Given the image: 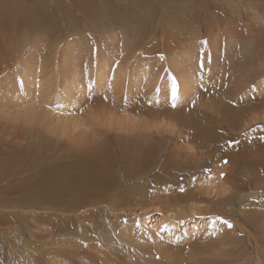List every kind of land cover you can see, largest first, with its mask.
I'll return each mask as SVG.
<instances>
[{"label":"rangeland","instance_id":"374dc122","mask_svg":"<svg viewBox=\"0 0 264 264\" xmlns=\"http://www.w3.org/2000/svg\"><path fill=\"white\" fill-rule=\"evenodd\" d=\"M41 1L43 2V4L46 2H47V4H44V6L42 7L43 4H42V2H40V0L39 1L33 0V2H32V0H25V1H23V0H20V1H17V0H0V27H1L0 31L3 33L2 34L0 32V41L2 43V44L0 43V47H1L0 48V68H3L6 64H9L11 66L10 69L0 70V83H1L0 84V89H1L0 90V105H1V107H0V125H5L4 123L7 122L6 120H10V119H11V121L14 122L17 117L22 116V113L19 114V111H18L22 107L21 108L18 107L19 103L17 101H15L12 94L15 91L17 80L23 79L22 76H24L23 73H25V71H26L25 74L30 75V76L32 75V77H33V79H35V81L36 80L40 81L41 79L43 80L44 78H45V82L47 80L48 81L50 80V84H48L46 86V89H45V92H47V95L50 92H52V90H55V87L59 88V85L61 86V84H62L61 82L63 81L62 73L64 70L67 69V66H66L67 64H68V67L70 68V69H67L68 71H73L74 73L79 75L80 80H82V81L84 80L83 83H86V82L89 83V81H91V85H92V80H93V73H94L96 68H101L100 65L102 66V64L100 62L102 60H103L104 64L108 63V66L110 68L114 69V71H113V69L111 70L109 67H107V71L109 72V73L108 72L107 73L109 75H111V73H112V77H113V75H114L113 73L116 74V71L119 74L115 75L117 79H116L114 84L106 87L107 90L106 89L102 90L104 92H102V91L97 92L98 90L94 91V87H92L93 89L87 88L86 91L90 95L87 94L84 97V100H82V104H80L83 106L80 109L78 108V110H74L72 115L67 116V114H62V112L58 113L54 109H50V108L47 109V110L51 111V113H53L55 115V117L62 118L63 123H61L60 126H58V127L59 128L63 127V133L62 134L53 133L55 131V128H53V127L51 128V122H46L43 120L45 123H42L41 127H36V128L39 129L41 131V134L45 138H47L48 140L42 138L41 136H39L37 134L36 135L40 139V144H41V142H43V144L47 145L48 149H50V151H51L50 155H46V159H48L47 157L52 158V156L55 153L56 160H50V158L48 160L41 159L40 156L36 157L35 154L32 155V152H29L30 155L28 154V156H27V158L29 157V159L26 161L27 165H25V168H23V169L27 168V169H29V171L26 172L25 174L22 172L23 170H20V171L18 170V168L21 167V163L14 170V166H15V164L16 165L18 164V161H14L15 163L10 162V164L12 166L9 164L12 167V168L10 167V169L11 170L13 169L12 171H15V174L19 173V175H17V177L15 175L10 174L12 171L8 170L9 166L7 167V165H6L5 167H3V166L0 167V173H3L5 169H6V171H8L7 174H4L5 176H3V177L0 176V221L3 223V219H13V216L18 217V219H36L38 224H35L34 226L37 227V229H43L45 227L52 225L51 231L57 230V232H58V229H60V226L56 222H54L52 220L49 221V220H47V218H46V220H42V221L39 219H42L41 216H44L46 214V215L52 216L55 219H60V220L66 221L65 216L67 214L65 211H58L50 205H45V204L41 205L40 201H38V200L32 203L31 201H29V199H28L29 197L24 199L26 197L25 193L32 194V196H33V194L35 193L34 188H36L38 190L37 191L38 193L41 192L46 197L56 195L57 191L40 190V187H38V186H40V183H38L37 186L32 187L31 184L34 183L32 181L33 180L38 181L39 180L38 177H40V176L41 177L44 176V178L48 179V176L52 172H58V171L62 170V169H58V170L49 172V170L51 168H54V167L59 168L60 167L61 162L59 163L60 165L57 162L59 160L58 155H60V154H58V152L64 153L66 151V150H60L59 149L60 145L63 146L64 143H65L64 149H67V148L78 149V148H80L81 145L83 146V141H85L84 145L87 144L86 146H89V145L92 146L91 142L94 140V142L99 141V144L102 142L100 144L102 147L109 146L108 147L109 149H110V147H112L110 149V152H111V150L117 149L118 153H120L118 147L120 146L122 151L124 150V147H121V145L116 143L115 140L109 139V138L112 137V136H110L112 134H115V133L123 134V132L121 133V131H116L115 129H117V127L113 126V125H118L121 123L124 124V122L128 123L129 121L127 119L136 118L134 120L132 119L133 120L132 122H134L135 127H141L143 124H149L150 126L156 127V128L154 127V129H152V131L157 133V135H156V133H154L155 134L154 136L160 140L159 141L156 140L157 141L156 142L157 144H155L156 148L154 151H152L153 153H158V157L156 158V167L154 169L155 170L160 169L161 165L163 164V162L166 159H168L170 161H174L175 159H177L174 161L175 162V164L173 165L174 167L171 166V168H174V169H168L167 168L165 170H162V174L166 175V177H167L168 175L170 176V174L172 172L171 175H173V174L176 175L178 173V174H181L182 176L173 177L171 179L173 184L169 183L168 184L169 186H167L168 188L164 187V186H159L157 188L155 182L152 183V180L151 181L148 180L151 189L148 188L150 191L146 190L148 192H146V191L144 192V195H146V196H142L143 194L139 196V194L141 193L140 192L141 190H138V191L135 190V188L136 187L139 188L140 187L139 184L143 182V181H140V182L137 181V178L139 176L137 178H135L134 181L131 178L129 179V176L125 177L126 179H123V178L117 176L118 180H117L116 184H118L122 187L119 189V187L117 186L118 188L115 190L113 189L114 187L113 188L110 187V189L112 188V190H113L111 192V194H113V195L108 196L107 199H105V201L103 200L102 201L103 203L101 202L102 205H100L101 200H98V198L95 199L94 202H95V204L97 203L96 204L97 206L90 209L91 211H94V212H91L90 210L87 211L88 216H86V219L89 222H91L92 224H94V226L96 228L94 229V232H92V234L87 232V240L88 241H86L85 244H89L93 247L95 245H97V246L99 245V241L97 242L96 241L97 239L95 240V238H93V236L99 235L98 234L99 231H100V234H102L101 231H102V228L104 225V219L106 217L105 216L106 212H104V211L107 210V209L103 208V206L108 207L110 205V202H108V201H110L111 199L114 198L113 200L115 201V203L118 206L115 204L114 205L117 207H120V206L125 207L124 205H126V207H128V208H131V206L133 208V206L136 204L137 208L139 206V210L141 211L140 206H142L143 210L141 212L143 214L138 209H136L135 207H134L135 208L134 210H132V208H131V210L133 211V213L135 211L137 214L140 213L143 215L142 216L143 217V219H142L143 220L142 221V223H143L142 224V227H143L142 233L145 234V232H146V234H147L148 230L146 228L148 226L152 225V223H154V221L156 219L161 218V216H160L161 213H159V211L156 209L157 208L159 209V207H161L162 210H166V208L164 206H160L157 203V201H156L157 199L154 200L150 197H152L153 194L154 195L159 194L161 196L165 195V193L172 190L173 187L170 188L171 185H174V186L177 185L178 186L179 184H181L184 186L183 187L184 191L187 192L186 190L189 191V186H190L189 184H192L193 182H194L193 183L194 185H191V186H194L196 189L198 188V191L201 188L203 189V187H205L204 184H206V187L209 185L208 188H212L211 186H213V189H216V192L215 191H211L209 193L206 192V193L200 194L198 196V198H200V199L197 198V200H201V201L205 200L206 204L210 205L211 210H212V213L210 215H207L208 218L205 217L203 219V217H202V218H200L201 220L199 221V222H201L200 226L202 225V223H207V228H206L205 232L199 237H194V236H190V235H187L185 237V235L180 234L181 233L180 230H182L183 228L184 229L186 228V231L188 233L191 230V226L193 225L191 221H189L188 219H185L186 215L183 214V215L178 216V218L184 219L180 223H184V224H186V226L180 227L178 224H176L174 226L176 228H171L170 226L172 223L170 224V222L167 221L168 222V223L166 222L167 226H169L167 228L168 230L166 231V229H165L162 231L160 239L158 237L152 235V234H149V233H148L149 235L147 234L148 236L152 235V236H150V238L152 237L151 238L152 240L154 238V241L157 242V244H155V245L159 246V248H164V249L170 248L171 250L173 249L172 250L173 252L170 251V249H168V250L170 252H172L170 254L171 255L170 257H173L175 259H174V261H173V259H172V261L170 260L168 264H199L200 259H203V258L206 259V258L202 257L203 253H198L196 250H199V252H200L201 248H202L201 249L202 251L204 250L203 247H206V246H209V247L212 246L213 247V245H215V244L216 245L221 244L222 239L226 238L227 236L232 237L231 235H233V234H234V236H237L238 238L242 237L241 235H243V233L241 234V231H240L241 229H240L239 223H243V222L247 223V221H248L247 219L246 220L243 219V212H244V206L243 205L249 199L252 198L250 193L257 192L258 188H261L262 185L264 187V179L261 178V177H264V151L258 152V150L254 147L243 148V146H245L248 142H255V140L257 142L258 140H260L261 137H264V119H263L264 118V113H263L264 112V108H263L264 107V94L262 93L263 92L262 87H264V83H263L264 78L262 79L263 80L262 82L260 81L261 83L256 80L255 82H253L252 85H250V88H249V90L254 88L253 92L255 91V93L258 95L257 99L260 98L261 104H262V105H260V103L258 104V101H256V108L254 111H251V114H252L251 117L253 119H255V122L252 121L250 123L251 125L250 124H249V126L247 125L246 127L243 128V131L241 133L237 132V134H236L235 132L237 131V129L241 128L242 123L247 124L249 119H245V117H243L244 115L243 116L240 115L243 118L238 117V118H233V119L232 118L226 119V121L227 120L232 121V123H228L229 126L226 125L225 122L219 121L220 118H222V120H224L225 117L213 114L214 111L212 110V107L215 106V102L217 101L218 97L216 96V98H214V97H211V95L212 94L214 95V91L216 89H213L214 91L213 90L210 91V92H212L211 95L208 93L209 91L205 92L204 89H203L204 91L200 90L199 93L202 94V92H203L202 95H203V97L205 96L204 98L201 97L202 95L197 97L198 91L195 92L196 93L195 95L192 94L191 95L192 104H193V100L195 99L196 100V101L194 100L195 103L197 102L196 104H198L199 106L196 105V106H198V108H197L194 105L195 108L192 107L190 109V111H191L190 113H189L188 108L191 107V105H190L191 101L189 102V100L185 99L182 102H176L175 109H176L177 113L174 112L171 114H166L160 118H157L156 116H154L155 113L153 116H149V117H152V119H153V117H154V119L156 117L157 119L155 122H152V120H149L148 116L145 117L144 111H143L144 112L143 114H141L142 112H138L135 117H132V116L127 117V115L125 114V111L122 110V112H121V109H124L123 105H125L126 102L129 101L130 99H131L130 100L131 102L135 101V100H137V101L139 100V102H137V103H141V105L137 104V106H140L141 108L146 107L147 105H148L147 107H149V108L154 107L155 104H157V102H160V101H159V99L155 100V98L152 96L153 93H150L149 89L146 88L147 86H145L142 89H139L140 91L139 90L135 91V89L132 90V85L128 84V83H130V79L124 78V81H122V78H121V81H120L118 79V76L120 75V72H122L121 69L126 71L128 73V75H130L131 71L135 68V65H137L139 63V60L142 59V57H146L147 59L146 58L145 59L147 61L149 59L150 64L152 65V68H150V70H152L154 67L156 68V66H157L156 70L154 68L153 69L154 71L153 70H152V72L150 71L151 73H150L149 79H154V78H152L153 77L152 75L155 74L154 76H155L157 85H161V83L164 84L168 81V79L170 77L174 78V76L178 74L173 70L175 72L174 76H173V73H169L168 69L169 70L172 69V67H173L172 62L175 60L178 61L179 59H181L184 56V55L182 56V54H184V53L187 56L185 59L188 60L189 57H191L193 62L195 59H197L199 61V62H197L195 60V63H194V65L198 64V66L196 67L197 69L195 68L196 71H198L199 68L204 69V68H208L210 65L213 66L215 64L214 63L215 61L212 62V58H213L216 61H218V59H219L220 63H222V61H226L225 63H227V61L228 62L229 61L235 62V61H239V60L248 62L250 64L246 67V69H240V68L238 69V75H240V74L241 75H243V74L252 75V73H249V72H252L253 71L252 69H255V67H256L255 70H257L258 65L259 64L262 65V63H264L263 62L264 59H263V61L261 59V57L264 58V48H263V46H264V25L262 22L260 23L258 21V23L256 24L257 21H254V19L255 20L259 19V20H263V22H264V19L261 17V16L264 17V12H263L264 7H262V6H264V0H227L228 3L225 0H83L82 2H81V0H69V1L68 0H61V1L60 0H56V1L41 0ZM52 2H54V3H52ZM55 2H57L58 4H61V5H58ZM68 2H69V4H68ZM84 2H85V4H82ZM1 3H3V4H1ZM36 4H38L37 6L39 8L41 7V9H40L41 11L36 6ZM49 4H51V5H49ZM32 5L34 8L31 7ZM255 5L258 7H256ZM45 7L48 8V10L47 9H46V11H45V9L43 10V8H45ZM253 7L255 9H253ZM36 8H38V9H36ZM252 9L258 10V11H256V13H255V11H253ZM43 11L46 12L47 14L43 13V15H42ZM258 12L259 13L262 12L263 14L259 15V14H257ZM1 14H3V16ZM256 14L259 15L257 18H255ZM254 15H255V17H254ZM35 17L37 19V20L35 19V21L38 22L36 24H35V21H33ZM39 18L43 22H45L44 23L45 25L43 24L42 21H38ZM44 18H46V19H44ZM243 24H244V27H242ZM41 25H43V27ZM42 28H44V29H42ZM248 28L251 31L247 30ZM216 29L218 30L217 34H213L214 36H212L211 38L208 39L210 41H213V43H212V42L207 40L208 33H209V31H215ZM221 29H223L222 34L221 33L219 34V32H221ZM252 30H254L255 32ZM258 30H260V32ZM41 31L45 34V36H43L44 34H42ZM46 31H47V33H46ZM242 31H243V33H241ZM37 32H39L40 35ZM228 33H229V35H228ZM223 34H224V36H223ZM219 35H221L223 37L221 38V36L219 37ZM241 35H243V36H241ZM36 36H37V38H36ZM112 36H113V38H110ZM147 36H148V38H147ZM229 36H231L232 39H228ZM239 36H241V37H239ZM1 37H2V39H1ZM45 38H48V39H45ZM33 39H34V41H33ZM50 39H52V40H50ZM206 40L208 43L206 42ZM228 40H229V42H228ZM230 40L231 41L234 40V41L230 42ZM37 41H39L40 44ZM225 41H227V43ZM240 41H241V43H240ZM260 41H263V42H260ZM34 42H36V43L34 44ZM215 42H218V46H217V43H215ZM44 43H45V45H44ZM254 43L257 45V48H256V45H254ZM205 44H206V46H205ZM224 44H225V47H227V48L237 47L236 50H238L239 56H235L233 58V57H230L229 55H227L229 57L227 59L225 57V59H224L223 54H224V56H226L225 54H228V53H225L226 49L224 47ZM235 44H236V46H235ZM51 45H52V47L53 46L54 47L52 48ZM75 45H76V48L74 47ZM110 45H111V47H110ZM182 45L183 46L187 45V46L183 47ZM191 45L193 48L191 47ZM48 46H50L51 49ZM207 46L211 47L212 53L210 50L207 51L208 50ZM216 46L220 47V48L224 47V52H223L222 48H221V50L223 53L221 51H219L220 49L217 48ZM70 47H71V50H70ZM83 47L85 48V50L83 49L84 51L82 50ZM34 48H36V49H34ZM40 48H41V50H40ZM47 49H49L48 50L49 52L47 51ZM53 49H55V50H53ZM178 49H180V53H179ZM182 49H184L183 50L184 52L182 51ZM191 49H193L194 51ZM200 49H202V50H200ZM51 50H53V51H51ZM69 50L73 54H71V52ZM114 50L116 53L114 52ZM228 50L231 51L230 49H228ZM234 50H235V48H234ZM55 51L56 52L59 51V53L58 52L55 53ZM173 51H175V52L173 53ZM192 51L195 53H193ZM65 52H68L66 57H68V55L71 54V59H72V61L70 60V63H67V64H66V60H62V57H63L62 55H64ZM138 52H140V53H138ZM188 53H190V54H188ZM108 54L112 55V58H110V55H108ZM137 54H138V56H137ZM103 55H104V57H102ZM173 55L175 57H177V59ZM176 55H178V56H176ZM46 56L49 58V60L46 58ZM83 56L85 58H82ZM164 57H166L167 59L168 58L170 59V61H168V62H170L169 64H165V63H167V59L165 58V60H164ZM86 58H89V59H86ZM97 58H98V60H97ZM108 58H110V59H108ZM138 58H140V59L138 60ZM191 58H190V60H191ZM230 58H232V59H230ZM236 58H237V60H236ZM238 58H240V59L238 60ZM58 59H59V62L56 64V61H58ZM109 60L112 61V63ZM162 60H163V62H162ZM201 60L203 63L201 62ZM60 61H61L62 65L60 64ZM164 61H165V63H164ZM253 61H254V65L252 66ZM134 62H136V64H134ZM154 62H155V64L156 63L160 64V66H158V64L153 66ZM219 62H216V63H219ZM28 63H29V65H28ZM118 63H119V65H118ZM174 63H176V62H174ZM201 63L203 64L202 66H201ZM58 64L60 65V67H58L59 66ZM95 65H96V68L94 67ZM97 65L99 67H97ZM120 65H121V67H123V65H125V66L123 68H121ZM169 65H171V66H169ZM207 65H208V67H207ZM116 66H118V67H116ZM128 66H129V68H128ZM125 67L129 70H127ZM57 68H59V69H57ZM60 69H61V71H59ZM115 69H116V71H115ZM160 69L163 72L160 71ZM208 69L207 70L204 69L205 74H204V72H203V74L205 76H206V74H210L209 72H211L213 70L211 67L210 68L211 70L207 73ZM225 69L227 71L226 70L223 71V73H222L223 77L221 79V84L218 86L217 90L222 89L223 83L225 81H227L226 80L227 78H230V79L232 78V76H231L232 72L229 71L230 69H228V68H225ZM9 70H10V72H9ZM181 70L184 71V68L183 67L179 68V72ZM27 71H29V74H27L28 73ZM30 71H32V72L30 73ZM21 72H23V73H21ZM48 72H49V74L50 73L51 74L49 75ZM52 72L54 74V79L51 76V75H53ZM229 73H231V75H230L231 77L229 75H227ZM82 74H83V76H82ZM203 74H200V75L202 77H205ZM255 74H256V79H257V76H258L257 72ZM34 75L37 78H35ZM157 76H159V77H157ZM227 76H229V77H227ZM175 78H174L175 83H176V81H179L181 79L180 77H178L177 79H175ZM164 79H165V81H164ZM10 80L12 83L10 82ZM60 80H61V82H60ZM251 80H253V78H251ZM41 82H43V81H41ZM88 83H86L87 86L90 84V83L89 84ZM178 83H176V84H178ZM180 83H181V80H180ZM127 84H128V86H127ZM151 84H153V82ZM207 84H210L209 88H212L210 82ZM50 85H52V86H50ZM115 87H117V88H115ZM124 87L127 89L126 91H125ZM127 87L128 88L130 87V90ZM245 88H246V86H245ZM12 89L14 91H12ZM90 89L93 90L94 92L91 91ZM121 89H124V90H121ZM224 89H226V88H224ZM249 90H247V91H249ZM5 91H7V92H5ZM110 91H111V93H110ZM120 91L121 92L124 91L126 93H120ZM128 91L129 92L131 91L132 93H129ZM143 91H144V93H143ZM259 91H260V93H259ZM136 92H138V93H136ZM6 93H7V95H6ZM206 93H208V94H206ZM135 96H138V97L136 98ZM36 97H37L36 99L38 100V101L37 100L36 101L40 102L41 97L39 95ZM188 98H190V97H188ZM4 99H5V101H4ZM153 99H154V101H153ZM220 99H222V97H220ZM32 100H34L33 102H35V98H33ZM99 100L101 102L105 103L106 109H104V107H105L104 104L101 103ZM115 100H116V102H115ZM118 100H119V102L117 103ZM140 100H141V102H140ZM222 100L224 102L223 104H226L225 100L224 99H222ZM184 101L185 102L187 101V103L189 102V104L186 105L188 108L185 106V104H187V103H185ZM114 102L116 103L115 105H113ZM162 102H163V100H162ZM170 102L171 101L168 100V102L166 104L169 106H172L171 105L172 102L171 103ZM211 102H212V104H214L213 106H211L212 105ZM148 103L149 104L151 103L150 106ZM208 103H210L209 104L210 106L208 105ZM14 104H16V105H14ZM200 104H201V106H200ZM5 106H6V108H5ZM15 106H17V107H15ZM114 106H116V107H114ZM91 107L93 109L92 112L97 111L94 113L99 112V114H101L102 116L104 115V113H107L105 115L107 119L104 116L103 117L104 119L103 120L101 119L102 122L100 120L99 124L97 123L98 121H96L94 123L95 125H93L92 127L86 128V125H84L83 127H85V128H83V127H77L76 128L75 127L76 124L73 123V120L76 123L75 115L80 117L81 111L86 112ZM210 107H211V110H210ZM259 107L262 108V110L261 109L260 110L263 112H259L260 111ZM113 108H115V109H113ZM101 109L105 110V112ZM116 109H117V111H116ZM172 109H174V108L172 107ZM213 109H214V107H213ZM183 110H184L185 114H184V112L182 114ZM14 111H16V112H14ZM199 111L202 113L201 115L196 114ZM116 112H117V114H116ZM231 112H234V111L232 110ZM122 113H123V115H121ZM114 114H116V117ZM259 114H260V116L262 115L261 116L262 119H260ZM191 115H192V117H191ZM194 115H195V117H194ZM198 115L201 117H199ZM122 116L124 117L125 121H124ZM55 117H53V120H54L53 123L54 124L57 121V120H55L56 119ZM115 118H116V120H115ZM188 118L191 121L192 120L194 121V123H193V121L191 122L192 124L196 123L198 125L205 126L206 124L214 123L218 129H221L220 126H222L223 127L221 129L222 131L221 130H219V131H220V133L223 134V136L226 135L225 136L226 137L225 143H226L227 149L229 150V152L223 151L222 154L228 155L231 153L228 156L233 157V154H234L233 152H236V155L248 156L250 159H247V160L250 161L253 165L255 164V167H250L249 165L251 163H249V165H247V166H242V167H245L247 169H245V168L243 169L242 167H237L236 169L234 168V171L231 173V176H232L231 181H229L228 183L225 184L226 188H227L225 193L217 194L218 191L221 189L220 185L223 183V180L220 179L221 182L217 181V179L215 178V174H217V173L221 174L223 172H224V174H226L228 172H226V171L222 172V169L225 168V166L221 167V169L220 168L217 169L216 161L209 158L208 154L206 153L207 150H205L206 148H205L204 141L203 142L200 140L198 141L197 138H193V136L190 134V132H189L190 136H186V135H188V134H186L187 130H183L184 128H182V125L183 124L187 125L190 123L189 122L190 120ZM191 118H193V119H191ZM44 119H46V117H44ZM108 119L111 121H109ZM121 119H123V120H121ZM199 119H200V121H199ZM148 121H151L152 124L149 123ZM173 121H174V123H173ZM96 123L99 127L98 126L96 127ZM191 123H190V125H191ZM108 124H110L111 126H108ZM13 125L15 126L14 123H13ZM73 125H75V126H73ZM102 125L104 127H102ZM128 125H130V123ZM163 125H164V127H163ZM19 127L20 126L17 125V127H15V128L18 130ZM58 127H57L58 130H56V131H61L62 128L59 129ZM172 127H174V128H172ZM232 127L235 128V130L232 129ZM9 128H10V125L8 124V129ZM94 129H96V130H94ZM9 131H10L9 133L12 134V130H9ZM161 131H164L163 134ZM103 133L108 135L106 138V139H108L107 140L108 143L105 142L106 140L104 141V139L102 138V137H104L103 135H105ZM142 133L144 134V133H148V132L136 130L133 134L130 135V137L131 136H139V134H142ZM159 134L161 136H159ZM252 136H254V137H252ZM27 138H29V137H27ZM100 138L102 141L100 140ZM88 139H90V140H88ZM245 139H246V141H245ZM249 139H251V140H249ZM28 140L32 141L30 139H28ZM140 140L141 139H138L137 142L139 143ZM112 141L113 142L115 141V142L113 143ZM56 142H58V143H56ZM103 142H104V144H103ZM244 143H246V144L244 145ZM131 144L132 143H130L128 145L130 146ZM0 145H1L0 146V159L2 156H3L2 157L3 159L5 157L4 160L6 163V157L8 158L10 152H9V150H6V148H3V147H5L4 146L5 143H1ZM238 146H240L238 151L239 152L241 151L242 152L241 154L236 150V147H238ZM241 148L244 150V152ZM68 150H70V149H68ZM130 150H131V148H130ZM135 150H141V148L135 147L133 149V151H135ZM55 151H58V152H55ZM194 151H196L197 153ZM199 151H200V154H199ZM201 151H202V153L204 152L203 153L204 155L201 154ZM78 154L79 153L77 152L76 155H78ZM11 155L16 156V154H13V153H11ZM71 155H73V154H71ZM95 155L97 156V154H94V155L91 154V158L93 156L96 157ZM16 157L21 158V155H17ZM104 157H105V155H104ZM169 157H171V158H169ZM173 157L175 158L174 160H172ZM252 157H255V158H252ZM14 160H17V159L15 158ZM210 160H212L211 161L212 163L210 162ZM7 161H8V159H7ZM87 161L89 162V159ZM87 161L83 160L81 163H79L78 166L75 167V171L77 169V172H79L81 169L82 170L78 174H76L77 172L76 173L73 172L72 176L69 175L68 181H66V184L61 186V189L59 188L60 186H57V190L59 192L65 193V194H70V196H72V197L77 196L79 193H81L83 191L85 194L87 192V189L93 187V184H91L92 179L91 180L89 178L85 179L87 181H90V183H88V184L86 183L87 185L85 184V187H83L84 183L82 184L81 182H78V180L83 179L85 177V175H87V174L92 175V173L94 171L95 172L99 171L102 174V172L104 173V171L106 170V173H104L103 175L107 179H112V177H110L112 175V173H113V175H116L113 171V169L115 170V167L114 168L112 167V169L110 168L109 171L107 172V170H108L107 168H109L110 166L106 167V169H103L105 167L100 166L101 169L103 170V171L102 170L100 171L99 169H97L98 168L97 166H96L97 167L96 168L95 165H92L90 163L88 164ZM41 162H42V164H41ZM76 162H78V161H76ZM2 164H4V163H2ZM35 164H36V166H33ZM81 164H83L84 166H80ZM102 166H105V164ZM49 167H50V169H49ZM84 167H86V168H84ZM45 168H47L48 171L44 172L41 175L42 171ZM91 168H93L94 171ZM32 169H35V170H32ZM90 169H91L92 173L89 171ZM87 170L89 172H87ZM82 171H83V173L85 171L86 172L82 175L81 174ZM144 173L148 175V174H150V170L147 169L146 171H144L139 177L140 180L145 177ZM259 173H260L261 177L256 176V174L258 175ZM12 174H14V172H12ZM74 174H76V175L81 174V175H79L80 177L76 180V178H75L76 176ZM189 175H190V177L193 176L192 177V180L194 179L193 181L191 180ZM149 177H151V174L149 175ZM163 178L164 177L161 176V177H159V180H164ZM180 178L181 179L184 178L185 182L183 180H181ZM146 179H147V177L142 179V180H146ZM178 179H180L181 181ZM186 179H187V181H186ZM226 180H227V178H226ZM260 180H261V184H260ZM129 182L130 183L132 182L131 183L132 185H129L130 184ZM216 182H218V183H216ZM78 183L81 184V186ZM218 184H219V186H217ZM128 185H129V187H128ZM140 185H142V184H140ZM185 187H186V189H185ZM231 187H233V189ZM123 188H125L124 191H122ZM205 188H204V190H208ZM82 189H83V191H82ZM160 189L161 190L163 189L164 191H161ZM173 189H175V188H173ZM54 190H56V189H54ZM204 190H200V192H202ZM115 191H116V193H114ZM117 192L121 194L119 197L117 196V195H119ZM242 192H243V194H242ZM137 193H138V196H136ZM114 194H116L115 197H114ZM83 196L84 195H82V197ZM88 196L91 197L92 194H91V196L90 195H88ZM110 197H112V198H110ZM138 197H142V202H139L140 205L135 203V202H138V200H137ZM115 198L119 201L117 202V200H115ZM128 199H129V201H128ZM143 199H145V200H143ZM252 199H254V198H252ZM113 200H111V203ZM224 200L225 201L228 200V201L224 202ZM96 201H98V202H96ZM127 203H129V206ZM90 204H93V203H90ZM190 204L191 203H188L185 205L189 206ZM20 209H26L27 210L26 215H24V214L22 215L20 213ZM144 210H145V212H144ZM219 210L221 211V213H220L221 216L223 215L222 214L223 211H224L223 212L224 214L226 213V215L227 214L228 215L227 216L224 215V216H222L223 217L222 218L219 214V212H220ZM251 212H252V210H251ZM32 213H33V215L31 217H29V214H32ZM144 213H145V215H144ZM134 216H136V215H134ZM217 217H220L224 220L230 221V223L232 224V227L229 229L225 224L221 223L219 220H216ZM226 218H228V219H226ZM193 219H197V218L194 217ZM111 223H113V221ZM23 225H24L23 228L25 229L27 226L24 223H23ZM253 225L255 227H257V225L255 223H253L252 226H249L248 228H249V232L251 233V235H253L255 237L256 228ZM109 226H110V224L108 226H104V228L105 229L107 227L109 228ZM89 229L92 230V226ZM138 232H141V231H138ZM38 234H39V236L42 237L43 233L38 232ZM188 234H191V231ZM26 235L29 238V244L27 245L28 247L29 246L34 247V244H35L37 246H39V245L43 246V247L45 246V248H47V249L50 248L49 244H44V240L43 241L42 240L37 241L33 236H32L33 239H31L30 236H28V233H26ZM62 235H63V233H60V236H62ZM147 235H146V237L149 240V237ZM170 235H175V237H171ZM55 236H58V235H55ZM7 237H8L7 233L0 234V241H4V242L6 241V244L8 242V244H7L8 246L13 245L14 241L12 242V241L6 240ZM104 237H105V239L103 240V242H105V244H107V236H104ZM237 237H234L232 240L237 241L238 240ZM50 239H52V238H50ZM93 239L95 240V244H92ZM154 241L152 242V244L154 243ZM46 242L49 243L50 240H48ZM152 244H151V246H152ZM155 245L153 244V246H155ZM162 245H163V247H162ZM61 248L62 247L59 245H57V247H56V249H61ZM101 249L103 251L107 250V248L104 249V247H102ZM95 251H96V249H94V248L87 250V252H90V253H94ZM231 253H234V252H231ZM246 253H248V252H246ZM140 255L145 256V260H142V264H148V262H150L152 259V257H150V255H146L144 252H141ZM68 256H69V258H68ZM64 257H66L67 259L65 260ZM43 258H44V259H42L43 263H45L48 260L49 261L50 260L56 261V263L54 262V264H64V263L65 264H81L82 263V262L78 261L76 256L69 254V253H66V255H64V254H58V252L50 251L47 254H44ZM135 258H137V256H135ZM167 262H168V260L165 258L164 264H167ZM90 263L95 264L96 261L89 260V264ZM203 263L204 264H211V263L205 262V261H203ZM227 263L229 264V261H226V264ZM118 264H130V263H126L124 257L122 256V258ZM131 264H137V263H131ZM236 264H239V263H236Z\"/></svg>","mask_w":264,"mask_h":264},{"label":"bare ground","instance_id":"6f19581e","mask_svg":"<svg viewBox=\"0 0 264 264\" xmlns=\"http://www.w3.org/2000/svg\"><path fill=\"white\" fill-rule=\"evenodd\" d=\"M17 1H20V0H17ZM25 1V0H23ZM39 1V0H38ZM48 1V0H47ZM53 1H56V0H53ZM61 1V0H60ZM69 1V0H68ZM83 0H81L82 2ZM227 1V0H225ZM11 2V1H10ZM30 2V1H29ZM33 2V0H32ZM40 2H42L40 0ZM59 2V1H58ZM80 2V1H79ZM54 3V2H52ZM56 4H58L57 2H55ZM226 3V2H225ZM228 3V1H227ZM3 4V3H1ZM30 4V3H29ZM43 4V2H42ZM44 4H47L44 3ZM44 4L42 5V7L44 6ZM55 4V5H56ZM69 4V2H68ZM82 4H85L82 3ZM26 5V4H25ZM31 5V4H30ZM38 4H36L37 6ZM51 5V4H49ZM58 5H61V4H58ZM6 6V5H5ZM87 6V5H86ZM256 6V5H255ZM7 7V6H6ZM33 7V5L31 6ZM38 7V6H37ZM47 7V6H46ZM43 8V10L46 9L48 10V8ZM197 7V6H196ZM230 7V6H229ZM258 7V6H256ZM260 7V6H259ZM264 7V6H262ZM34 8V7H33ZM39 8V7H38ZM36 8V9H38ZM251 8V7H250ZM30 9V8H29ZM41 9V7L39 8V10ZM253 9H255L253 7ZM252 9V10H253ZM257 9V8H256ZM262 9V8H261ZM199 10V9H198ZM211 10V9H210ZM41 11V10H40ZM213 11V10H212ZM255 11H258V10H253ZM260 11V10H259ZM5 12V11H4ZM264 12V11H263ZM3 13V12H2ZM43 13L47 14L46 12H42V15ZM44 14V15H45ZM206 14V13H205ZM259 15L263 14L262 12L261 13H257ZM256 14V17L254 15L255 18H257L259 15ZM3 16V14H1ZM37 15V14H36ZM218 17V16H217ZM263 19L264 17L261 16ZM4 18V17H3ZM260 18V17H259ZM36 17L34 18L33 21H35ZM46 19V18H44ZM37 20V19H36ZM38 21H42L40 18ZM253 21V20H252ZM254 21H257L256 24L258 23V21L261 23H263L264 25V22L263 20H255ZM20 22V21H19ZM43 22V21H42ZM23 23V22H22ZM38 23L37 21H35V24ZM45 22H43L44 24ZM255 23V22H254ZM253 24V23H252ZM39 25V24H38ZM45 25V24H44ZM183 25V24H182ZM247 25V24H246ZM262 25V24H261ZM40 26V25H39ZM43 27V25H41ZM258 26V25H257ZM45 27V26H44ZM244 27V24L243 26ZM262 27V26H261ZM1 28V27H0ZM44 29V28H42ZM219 29V28H218ZM246 29V28H245ZM252 29V28H251ZM261 29V28H260ZM220 30V29H219ZM249 30V28L247 29ZM222 31L223 29H221V32H219V34L221 33L222 34ZM251 31V30H249ZM248 31V32H249ZM254 31V30H252ZM260 32V30H258ZM1 32V31H0ZM42 32V31H41ZM218 30L216 29L215 31H209L208 33V38H211L212 36H214L213 34H217ZM255 32V31H254ZM2 33V32H1ZM39 34V32H37ZM47 33V31H46ZM113 33V32H112ZM163 33V32H162ZM205 33V32H204ZM243 33V31L241 32ZM250 33V32H249ZM3 34V33H2ZM42 34H44L42 32ZM248 34V33H247ZM261 34V33H260ZM40 35V34H39ZM229 35V33H228ZM231 35V34H230ZM239 35V34H238ZM244 35V34H243ZM241 35V36H243ZM253 35V34H252ZM256 35V34H255ZM45 36V34L43 35ZM221 35H219L220 37ZM224 36V34H223ZM221 36V38L223 37ZM227 36V35H226ZM239 36V37H241ZM35 37V36H34ZM41 37V36H40ZM228 37V36H227ZM226 37V38H227ZM246 37V36H245ZM37 38V36H36ZM110 38H113L110 37ZM148 38V36H147ZM220 38V39H221ZM2 39V37H1ZM45 39H48V38H45ZM97 39V38H96ZM202 39V38H201ZM205 39V38H204ZM215 39V38H214ZM228 39H232L231 36H229ZM251 39V38H250ZM256 39V38H255ZM31 40V39H30ZM52 40V39H50ZM161 40V39H160ZM206 40V42H207ZM34 41V39H33ZM205 41V40H204ZM210 41V40H208ZM219 41V40H218ZM234 41V40H233ZM230 40V42H233ZM39 42V41H37ZM42 42V41H41ZM48 42V41H47ZM116 42V41H115ZM200 42V41H199ZM213 43V41H210ZM220 42V41H219ZM227 43V41H225ZM229 42V40H228ZM256 42V41H255ZM260 42H263V41H260ZM1 43V41H0ZM33 43V42H32ZM36 42H34L35 44ZM70 43V42H69ZM68 43V44H69ZM73 43V42H72ZM114 43V42H113ZM153 43V42H152ZM197 43V42H196ZM208 43V42H207ZM206 43V44H207ZM217 43V46H218V42H215ZM241 43V41H240ZM2 44V43H1ZM40 44V42H39ZM52 44V43H51ZM67 44V45H68ZM205 44V46H206ZM210 44V43H209ZM208 44V45H209ZM45 45V43H44ZM254 45H256L254 43ZM70 46V45H69ZM96 46V45H95ZM183 46V45H182ZM187 46V45H186ZM186 46H183V47H186ZM201 46V45H200ZM216 46V47H217ZM227 46V45H226ZM229 46V45H228ZM233 46V45H232ZM231 46V47H232ZM236 46V44H235ZM50 49L52 47L48 46ZM54 47V46H53ZM52 47V48H53ZM76 48V45L74 46ZM78 47V46H77ZM80 47V46H79ZM111 47V45H110ZM178 47V46H177ZM189 47V46H188ZM192 47V45H191ZM197 47V46H196ZM208 47V46H207ZM206 47V48H207ZM224 47H225V44H224ZM224 47L222 48L223 49V52H224ZM1 48V47H0ZM6 48V47H5ZM29 48V47H28ZM42 48V47H41ZM40 48V50H41ZM46 48V47H45ZM69 48V47H68ZM182 48V47H181ZM180 48V49H181ZM193 48V47H192ZM205 48V49H206ZM221 50L220 47H217ZM235 50L237 47H234ZM234 48H227L225 47V53H228V54H225L226 56H224L223 54V57L226 59L230 56V57H235V56H239L238 55V50H234ZM256 48H257V45H256ZM264 48V46H263ZM36 49V48H34ZM56 49V48H55ZM53 49V50H55ZM63 49V48H62ZM79 49V48H78ZM85 50V48L83 47L82 50ZM111 49V48H110ZM113 49V48H112ZM180 49H178L179 53H180ZM228 49H230L231 51H229ZM49 49H47L48 51ZM51 50V51H53ZM70 50H71V47H70ZM69 50V51H70ZM83 50V51H84ZM109 50V49H108ZM184 49H182L183 51ZM186 50V49H185ZM193 50V49H191ZM197 50V49H196ZM202 50V49H200ZM207 50V49H206ZM211 51V47L209 46L208 47V50L207 51ZM218 50V49H217ZM31 51V50H30ZM46 51V50H45ZM60 51V50H59ZM59 51H57L59 53ZM106 51V50H105ZM110 51V50H109ZM176 51V50H175ZM173 51V53L175 52ZM194 51V50H193ZM192 51V52H193ZM206 51V52H207ZM229 51V52H228ZM49 52V51H48ZM55 51V53H57ZM71 52V51H70ZM115 52V50H114ZM184 52V51H183ZM186 52V51H185ZM222 52V53H223ZM241 52V51H240ZM239 52V53H240ZM248 52V51H247ZM100 53V52H99ZM108 53V52H107ZM106 53V54H107ZM111 53V52H110ZM113 53V52H112ZM116 53V52H115ZM119 53V52H118ZM140 53V52H138ZM163 53V52H162ZM195 53V52H193ZM212 53V51H211ZM221 53V54H222ZM243 53V52H242ZM241 53V54H242ZM262 53V52H261ZM50 54V53H49ZM68 54V52H65L64 55H62V60H66V64L67 63H70V60L72 61L71 59V54H73L71 52V54L68 55V57H66V55ZM90 54V53H89ZM121 54V53H120ZM169 54V53H168ZM167 54V55H168ZM172 54V53H171ZM182 54V53H181ZM190 54V53H188ZM204 54V53H203ZM206 54V53H205ZM24 55V54H23ZM57 55V54H56ZM91 55V54H90ZM110 55V54H108ZM123 55V54H122ZM141 55V54H140ZM166 55V54H165ZM184 55V56H183ZM229 55V56H227ZM243 55V54H242ZM22 56V55H21ZM34 56V55H33ZM82 56V55H81ZM138 56V54H137ZM174 56V55H173ZM178 56V55H176ZM180 56V55H179ZM182 57L181 59H179L178 61L175 60L172 62V69H168V72L169 73H173V76H174V73H178L177 75L174 76L175 79H177L178 77H180L181 79V83H180V80L179 81H176V84L177 85V96H178V99H177V102H182L183 100L187 99L189 100V102L192 100L191 99V95L192 94H196L195 92L202 90L205 92H208L210 95L212 94V92H210L211 90L213 89H216L214 91V95L212 94L211 97H214L216 98V96L218 97L217 101L215 102V106H213L214 104H212L211 102V106L212 107V110L214 111L213 114L215 115H220L222 117H225L224 120H222V118H220L219 121H222V122H225L226 125L229 126L228 123H232V121L230 120H227L226 119H230V118H243L245 117V119H249V121L247 122V124H243L242 123V126L241 128L237 129V131L235 132L237 134V132L241 133L243 131V128L246 127L247 125L249 126V124L253 121L255 122V119H253L251 117V111H254L255 108H256V101H258V104L260 103L261 104V99L258 98V95L255 93V91L253 92L254 88L253 89H250V85L253 84V82H255L256 80L257 81H263L262 79L264 78V63H262V65H258L257 67V70L256 67L255 69H252L253 71L252 72H249V73H252V75L250 74H243V75H238V69H246V67L250 64L248 62H245V61H240L238 58L239 61H227V63H225L226 61H222V63L219 62V59L218 61H216L215 59L212 58V62L215 61L214 65L211 66L212 67V71L209 72L211 69V67L209 68L208 65L207 67L209 68H204V69H208L207 73L209 72L210 74H206V76L204 75L205 74V71L204 69H198V71L195 70V68L198 66V64L194 65L195 63V60L197 62H199L197 59L192 60L191 57H189V59H185L187 56L186 54H182ZM196 56V55H195ZM213 56V55H212ZM104 57V55L102 56ZM169 57V56H168ZM175 57V56H174ZM209 57V56H208ZM249 57V56H248ZM24 58V57H23ZM46 58L49 60V58L46 56ZM77 58V57H76ZM82 58H85L84 56ZM95 58V57H94ZM110 58H112V55H110ZM108 58V59H110ZM146 57H142V59L138 58L139 60V63L137 65H135V68L131 71V74L128 75V73L124 70H122L121 68H123L125 65H123V67H121L120 65V69L122 72H120V75L118 76V79L121 81V78H122V81H124V78L125 79H130V83H127L132 85V90L135 89V91L139 90V89H142L144 88L145 86H147L146 88L149 89L150 93H153L152 96L156 99H159L160 102H157V104H155L154 107H143L141 108L140 106H137V104L141 105V103H137L139 102V100H135V101H127L125 105H123L124 109H121V112L122 110L125 111V114L128 116H132V117H135L137 115L138 112H142L141 114H143L145 112V117H149V116H153L154 113L157 118H160L166 114H171V113H174L176 112V109H172V106H169L167 105L166 103L169 101L172 102V91H171V85H172V81L174 80L173 77H171L172 79H168V81L164 84L161 83V85H157V82H156V79H155V74H151L154 78V79H149L150 77V73L152 72V70L155 68H153L152 70H150V68H152V65L150 64V61L148 59V61L145 59ZM163 58V57H162ZM166 57H164V60H165ZM170 58V57H169ZM167 59V63H164L165 64H169L170 62V59ZM177 59V57H175ZM179 58V57H178ZM191 58V60H190ZM210 58V57H209ZM216 58V57H215ZM219 58V57H218ZM60 59V58H59ZM59 59L58 61H56V64L59 62ZM86 59H89V58H86ZM194 59V58H193ZM217 59V58H216ZM221 59V58H220ZM232 59V58H230ZM251 59V58H250ZM262 61H263V57H261ZM23 60V59H22ZM94 60V59H93ZM96 60V59H95ZM98 60V58H97ZM105 60V59H104ZM137 60V59H136ZM155 60V59H154ZM222 60V59H221ZM220 60V61H221ZM237 60V58H236ZM26 61V60H25ZM76 61V60H75ZM110 61V60H109ZM116 61V60H115ZM114 61V62H115ZM210 61V60H209ZM31 62V61H30ZM64 62V61H63ZM78 62V61H77ZM112 63V61H110ZM152 62V61H151ZM157 62V61H156ZM163 62V60H162ZM176 62V63H174ZM202 62V60H201ZM211 62V61H210ZM216 62H219V63H216ZM224 62V63H223ZM264 62V61H263ZM102 64V66L100 65L101 68H96V65L94 66L96 69L93 73V80H92V85H91V81L86 82L88 83L89 85L87 86L86 83H83L82 80H80V76L77 75L76 73H74L73 71H68L67 69H70L68 67V64L66 65L67 66V69L63 71L62 73V79L63 81L60 82L62 83L61 86L59 85V88L58 87H55V90H52V92H50L48 95H47V92H45V89H46V86L48 84H50V80L45 82V78L42 80L39 81V80H36L33 79L32 75H26V71L25 73L21 72L24 74L23 79H18L17 80V84H16V88H15V91L12 89V91H14V93L12 94L13 98L15 99V101H17L19 103L18 107L21 108L19 111V114L22 113V116H19L16 118V120L13 122L10 120H6L7 122H5L4 124L5 125H0V144L1 143H5V147L3 148H6V150H9L10 154L8 156V158L6 157V163H5V157L4 159L1 157L0 159V167L3 166L5 167L7 165L8 167V170L9 171H12L10 169V167L12 166L10 164V162H14V161H18V164L14 166V170L15 168H17V166L21 163V167L18 168V170H23L22 172L25 174L26 172L29 171V169H23L25 168V165H27L26 161L29 159V157L27 158L29 152H32V155L35 154L36 157H41V159H46V155H50L51 151L50 149H48L47 145L43 144V142H41L40 144V139L37 137V135L41 136L42 138L44 139H47L45 138L42 134H41V131L39 129H37L36 127H41L42 123H45L44 121L46 122H51V128H55V131L53 133H56V134H62L63 133V127L61 131H56L58 130L57 127L60 126L61 123H63L62 121V118L60 117H55V115L53 113H51V111L47 110V109H54L56 110L58 113L62 112V114H67L68 115H72L74 110H78V108L80 109L83 105H80L82 104V100H84V97L88 94V92L86 91L87 88H92L94 87V91L98 90L97 92H100L102 91L103 89H106V87H108L109 85H112L115 83L116 81V76L115 75H118L119 73L116 71V74L113 73V77H112V73L111 75H109L108 71H107V67L108 66V63L107 64H104L103 60L100 62ZM131 63V62H130ZM174 63V64H173ZM203 63V62H202ZM201 63V66L203 65ZM252 66L254 65V61L252 62ZM27 64V63H26ZM55 64V65H56ZM60 64H61V61H60ZM65 64V63H64ZM78 64V63H77ZM76 64V65H77ZM96 64V63H95ZM98 64V63H97ZM134 64H136V62H134ZM158 64V63H156ZM155 62L153 64L156 65ZM4 65V64H3ZM29 65V63H28ZM59 65V64H58ZM62 65V64H61ZM119 65V63H118ZM128 65V64H127ZM205 65V64H204ZM78 66V65H77ZM76 66V67H77ZM134 66V65H133ZM158 66H160V64H158ZM168 66V65H167ZM171 66V65H169ZM184 68V71H180L179 72V68ZM30 67V66H29ZM60 67V65L58 66ZM97 67H99L97 65ZM118 67V66H116ZM131 67V66H130ZM200 67V66H199ZM206 67V66H205ZM214 67V68H213ZM11 66L9 64H6L3 68H0V70H7V69H10ZM31 68V67H30ZM64 68V67H63ZM110 68V67H109ZM108 68V69H109ZM126 68V67H125ZM129 68V66H128ZM133 68V67H132ZM157 68V66H156ZM155 68V70H156ZM225 68H228L230 69L229 71L232 72V75L231 73L227 74V75H231L232 78H227L224 83H223V86H222V89H218V86L221 84V79H222V73L224 70H226ZM237 68V69H236ZM59 69V68H57ZM111 70L113 68H110ZM127 69V68H126ZM197 69V68H196ZM129 70V69H127ZM172 70V71H171ZM175 72H174V71ZM260 70V71H259ZM12 71V70H11ZM41 71V70H40ZM61 71V69L59 70ZM68 71V72H67ZM76 71V70H75ZM80 71V70H79ZM114 71V69H113ZM151 71V72H150ZM154 71V70H153ZM160 71H162L160 69ZM159 71V72H160ZM227 71V70H226ZM228 71V72H229ZM258 74L257 76V79H256V72ZM259 71V72H258ZM10 72V70H9ZM14 72V71H13ZM16 72V71H15ZM29 74V71H27ZM32 71H30L31 73ZM108 72V73H107ZM163 72V71H162ZM204 72V74H203ZM17 73V72H16ZM81 73V72H80ZM166 73V72H165ZM164 73V74H165ZM226 73V72H225ZM42 74V73H41ZM49 74V72H48ZM51 74V73H50ZM49 74V75H50ZM53 74V72H52ZM157 74V73H156ZM200 74H203L205 77H202ZM45 75V74H44ZM167 75V74H166ZM170 75V74H169ZM179 75V76H178ZM6 76V75H5ZM39 76V75H38ZM46 76V75H45ZM54 79V74L51 75ZM83 76V74H82ZM227 76V77H229ZM230 76V77H231ZM35 77V75H34ZM40 77V76H39ZM159 77V76H157ZM156 77V78H157ZM37 78V77H35ZM47 78V77H46ZM58 78V77H57ZM251 78H253V80H251ZM4 79V78H3ZM159 79V78H158ZM162 79V78H161ZM58 80V79H57ZM43 81V82H41ZM59 81V80H58ZM158 81V80H157ZM165 81V79H164ZM11 82V80H10ZM153 82V84H151ZM211 83V86L212 88H209V85L210 84H207V83ZM260 82V83H261ZM12 83V82H11ZM264 83V82H263ZM1 84V83H0ZM55 84V83H54ZM127 84V86H128ZM258 84V83H257ZM13 85V84H12ZM11 85V86H12ZM129 85V86H130ZM248 85V86H247ZM9 86V85H8ZM10 86V87H11ZM52 86V85H50ZM57 86V85H56ZM120 86V85H119ZM246 86V88H245ZM131 87V86H130ZM130 87L128 88L130 90ZM255 87V86H254ZM117 88V87H115ZM122 88V87H121ZM125 88V87H124ZM208 88V89H207ZM226 88V89H224ZM263 88V94H264V87ZM93 89V88H92ZM204 89V90H203ZM1 90V89H0ZM6 90V89H5ZM91 90V89H90ZM110 90V89H109ZM117 90V89H116ZM121 90H124V89H121ZM127 89L125 88V91ZM249 90V91H247ZM262 90V89H261ZM260 90V91H261ZM8 91V90H7ZM5 91V92H7ZM10 91V90H9ZM93 91V90H91ZM93 91V92H94ZM134 91V92H135ZM140 91V90H139ZM142 91V90H141ZM145 91V90H144ZM143 91V93H144ZM201 91V92H202ZM259 91V93H260ZM104 92V91H102ZM129 92V91H128ZM111 93V91H110ZM120 93H126L124 91H120ZM129 93H132L131 91ZM138 93V92H136ZM149 93V92H148ZM197 93V97L198 96H201L203 94ZM206 93V94H208ZM258 93V94H259ZM9 94V93H8ZM7 95V93H6ZM40 96L41 97V100L40 102H37L38 100L36 99L37 97L36 96ZM90 95V94H88ZM138 95V94H137ZM140 95V94H139ZM260 95V94H259ZM262 95V94H261ZM208 96V95H207ZM113 97V96H112ZM136 98L138 96H135ZM134 97V98H135ZM146 97V96H145ZM149 97V96H148ZM147 97V98H148ZM190 97V98H188ZM193 97V96H192ZM202 98L203 95L201 96ZM220 97H222V99L225 100L226 104H223V100L220 99ZM33 98H35V102H33L34 100H32ZM104 98V97H103ZM135 98V99H136ZM140 98V97H139ZM262 98V97H261ZM210 99V98H209ZM37 100V101H36ZM44 100V101H43ZM121 100V99H120ZM133 100V99H132ZM152 100V99H151ZM150 100V101H151ZM163 100V102H162ZM195 100V99H194ZM193 100V101H194ZM213 100V99H212ZM5 101V99H4ZM43 101V102H42ZM100 101V100H99ZM98 101V102H99ZM107 101V100H106ZM105 101V102H106ZM111 101V100H110ZM122 101V100H121ZM147 101V100H146ZM149 101V100H148ZM154 101V99H153ZM167 101V102H166ZM196 101V100H195ZM33 102V103H32ZM97 102V101H96ZM101 102V101H100ZM116 102V100H115ZM114 102L113 105H115L116 103ZM119 102V100L117 101V103ZM141 102V100H140ZM152 102V101H151ZM170 102V103H171ZM185 102V101H184ZM189 102L187 103V101L185 103V106L189 104ZM210 102V101H209ZM263 102V101H262ZM104 104L105 106V103L104 102H101ZM122 103V102H121ZM120 103V104H121ZM143 103V102H142ZM153 103V102H152ZM197 103V102H196ZM194 104L195 106L198 105V104ZM214 103V102H213ZM229 105H228V104ZM102 104V105H103ZM149 104V103H148ZM151 104V103H150ZM149 104V106H150ZM169 104V103H168ZM210 103H208L209 105ZM16 105V104H14ZM122 105V104H121ZM153 105V104H152ZM172 105V103H171ZM190 105L191 107L187 108L189 109V113L191 112L190 109L192 107H194V105L192 104V101L190 102ZM203 105V104H202ZM231 105V106H230ZM7 106V105H6ZM5 106V108H6ZM143 106V105H142ZM199 106V105H198ZM198 106H196L198 108ZM201 106V104H200ZM204 106V105H203ZM210 106V105H209ZM1 107V105H0ZM17 107V106H15ZM116 107V106H114ZM140 107V108H139ZM112 108V107H111ZM119 108V107H118ZM185 108V107H184ZM195 108V107H194ZM264 108V107H263ZM96 109V108H95ZM104 109H106V106L104 107ZM115 109V108H113ZM120 109V108H119ZM203 109V108H202ZM209 109V108H208ZM262 110V108L259 107V110ZM87 110V109H86ZM103 110V109H101ZM180 110V109H179ZM201 110V109H200ZM210 110H211V107H210ZM234 111V112H231V111ZM259 111V112H263V111ZM93 109L92 107L90 109H88L86 112H83L81 111V115L80 117L76 116V123L75 121L73 120V123L76 124L73 125L75 126L76 128L77 127H83L84 125H86V128L88 127H92L93 125H95L94 123L96 121H98L97 123L99 124L100 120L104 119L103 117L107 114V113H104V115L102 116L101 114L98 113H94V112H97V111H94L92 112ZM105 112V110H103ZM107 111V110H106ZM117 111V109H116ZM144 111V112H143ZM197 111V110H196ZM16 112V111H14ZM120 112V113H121ZM181 112V111H180ZM184 110L182 111V114H183ZM187 112V111H186ZM193 112V111H192ZM200 112V111H199ZM195 112L196 114H202L201 112ZM78 113V112H77ZM177 113V112H176ZM194 113V112H193ZM264 113V112H263ZM117 114V112H116ZM116 114L115 117H116ZM180 114V113H179ZM185 114V112H184ZM192 114V113H191ZM195 114V115H196ZM123 115V113L121 114ZM125 115V116H126ZM178 115V114H177ZM188 115V114H187ZM186 115V116H187ZM193 115V114H192ZM191 115V117H192ZM194 115V117H195ZM240 115H244L243 117H241ZM246 115V116H245ZM109 116V115H108ZM181 116V115H180ZM183 116V115H182ZM190 116V115H189ZM199 116V115H198ZM262 116V115H261ZM259 114V117L260 119H262ZM44 117H46V119H44ZM53 117H55L57 120L55 122V124L53 123L54 120H53ZM123 117V116H122ZM141 117V116H140ZM152 119V117H149V120H152V122H155L156 121V118ZM188 117V116H187ZM186 117V118H187ZM201 117V116H199ZM65 118V117H64ZM106 118V116H105ZM126 118V117H125ZM185 118V117H184ZM2 119V118H1ZM107 119V118H106ZM124 119V117H123ZM121 119V120H123ZM133 120L136 119V118H132ZM132 119H127L129 122H124L121 123V124H118V125H113V126H116L117 129H115L116 131H121V133L123 132V134H118V133H115V134H112L110 136H112L111 138L109 139H113L116 141V143H118L119 145H121V147H124V150L122 151V149L120 148V146L118 147L120 153H118V150L115 149V150H111L110 152V149L112 147H110V149L108 148L109 146L107 147H102L100 144H99V141H95L94 140L91 142L92 146H86L84 145V142L83 141V146L78 149L76 148H67V149H64L65 147V143L63 146L60 145V150H66L64 153H59L58 151H55V152H58V155L59 156V160L57 161L58 164L61 162V165L59 168L57 167H54V168H51L49 167V172L51 171H55V170H58V169H62L61 171H58V172H52L49 176H48V179L44 178L43 177H38L39 180L38 181H35L33 180L31 185L32 187L33 186H37L38 183H40V190H53V191H57V194L56 195H52L50 197H46L44 196L41 192L38 193L37 189H35V193L33 194H27L25 193L26 197L24 199H26L27 197H29V201H31L32 203L35 202V201H40L41 205H50L52 207H54L56 210L58 211H65L66 212V221L65 220H60V219H55L53 218L52 216H49V215H44V216H41L42 219H39V220H49V221H54L56 222L59 226H60V229H58V232L57 230L56 231H51V227L52 225L48 226V227H45L43 229H37V227H35L34 225L35 224H38V222L36 221V219H18V217L16 216H13V219H3V223L0 221V234H3V233H7L8 237L6 240L8 241H14V244L13 245H10L8 246V242L6 244V241H0V264H54V262L56 263V261H53V260H48L46 261L45 263H43V256L44 254H47L48 252L52 251V252H58V254H64L66 255V253H69V254H72L74 256L77 257L78 261L82 262L81 264H89V260H93V261H96L95 264H118L119 261L121 260L122 256L124 257L126 263H137V264H142V260H145V256H141V252H144L146 255H150V257H152L151 261L148 262V264H164V259L166 258L168 260L167 264L169 263V261L175 258L173 257H170L171 253L173 252L170 248V252L168 249H164V248H159V246H156L155 244H157V242L154 241V238L153 240L150 238V236L154 235L156 237H158L159 239L161 238V234H162V228L163 229H166V231L168 230L167 228L169 226H167V223L170 222L171 224V228H176L174 227L176 224H178L180 227L181 226H186V224L184 223H180L182 220L184 219H179L178 216L180 215H183L185 214L186 215V218L185 219H188L189 221L192 222V226H191V234H188L187 231H186V228L180 230L182 235H185V237L187 235H190V236H194V237H199L201 236L206 228H207V223H202V225L200 226V223L199 222L203 217V219L206 217L208 218L207 215H210L212 213V210H211V207L210 205H207L206 204V201L203 200H197L198 196L200 194H204L206 192H211V191H215L216 192V189H213V186H211L212 188H208V186L206 187V184L205 187H203V189L201 188L200 190H204L205 189H208V190H204L202 192H200V190L198 191V188L196 189L194 186H191V185H194L192 182V184H189V191L186 190L187 192L183 191L181 192L180 191V188L182 186V188L184 187L183 185L179 184L178 186H174V185H171L170 188H175L172 190H170L169 192L165 193V195L161 196V195H154L150 198L152 199H157V203L160 205V206H164L166 208V210H162L161 207H159V209L157 208L156 210L159 211L160 216L161 218L160 219H154V223H152V225L148 226L146 229L148 230L147 231V234H152L150 236H148L145 232L142 233V230H143V227H142V219H143V213L141 212L143 209H142V206H140L141 208V211L139 210V206L137 208L136 204L133 206H131L132 210H134L135 208L138 209L142 214H137L135 211L133 213V211L131 210V208H128L126 207V205H124L125 207H117L118 205L115 203V201L113 199L112 203H111V200L108 201L110 202V205L108 207L106 206H103V208L107 209L105 210L104 212H106L105 214V219H104V225H103V228H102V231L100 234V231H99V235H95L93 236V238H95V240L98 242L99 241V245H95L94 247L89 245V244H85L87 240V232L91 233L94 232V229L96 228L94 226V224H92L91 222H89L87 219H86V216H88V212L90 209H92L93 207H96L97 203L95 204L94 200L98 198V200H101L100 201V205L101 202L105 199H107L108 196H112L113 194H111V192L113 191L112 188L115 190L119 187V189L122 187L118 184H116L117 182V176L123 178V179H126L125 177L129 176V179L131 178L133 181L135 178H137L138 176L140 177V175L146 171L147 169L150 170V174H151V177H149L150 174H145V177H147L146 180H142L144 178H142L141 180L139 179V177L137 178V181L140 182V181H143L142 185L139 184V188H135V190H141L140 195L142 196H146L144 195V192L146 190L150 191L149 189L150 188V184L148 182L152 180V183L155 182L156 183V186L157 188L159 186H164V187H167L169 186L168 184L169 183H172V178L173 177H179V176H182L181 174H176V175H171L170 176L168 175L166 177V175L162 174V170H165V169H174V168H171V166H173L175 164V159L173 157L172 160L174 161H170L168 159H166L163 164L161 165L160 169H157L155 170L154 168L156 167V158L158 157V153H153L152 151L155 150L156 148V145L157 144L156 142L159 141L160 139H157L154 135V133L156 132H153L152 129H154L155 126H150L149 124H143L141 127H135V124L134 122H132L133 120ZM146 119V118H145ZM144 119V120H145ZM165 119V118H164ZM174 119V118H173ZM189 119V118H188ZM193 119V118H191ZM264 119V118H263ZM44 120V121H43ZM101 120V122H102ZM109 120V119H108ZM116 120V118H115ZM114 120V121H115ZM126 120V121H127ZM190 120V119H189ZM111 121V120H109ZM108 121V122H109ZM120 121V120H119ZM125 121V119H124ZM193 121V120H192ZM191 120L189 121L190 123L192 122ZM200 121V119H199ZM118 122V121H117ZM149 123H151V121H148ZM159 122V121H158ZM169 122V121H168ZM196 122V121H195ZM259 122V121H258ZM13 123L15 124V126L13 125ZM17 123V124H16ZM19 123V124H18ZM96 123V127L98 126ZM116 123V122H115ZM130 123V125H128ZM174 123V121H173ZM187 124V125H182V128H184L183 130H187L186 131V136H190V134L193 136V138H197V140L199 141H204L205 143V150L206 153L208 154L209 158H211L212 160H215L216 161V167L217 169H221V167L225 166V168L222 169V172L223 171H226L228 173L224 174V177L221 178V174L217 173L215 174V178L217 179V181H220V179L223 180V183L220 185L221 186V189L218 191L217 194H221V193H225L227 188H226V183H228L229 181H231L232 179V176H231V173L234 171V168L236 169L237 167H242V166H247L249 165V163H251L250 161H248L247 159H250L248 156H241V155H236V152H233V157H230L228 155H223L222 152L223 151H228L229 150L227 149V146H226V135L223 136L222 133H220L219 130H221L223 127H221V129H218L216 127V125L214 123H209V124H206L205 126H201V125H198V124H192L191 125ZM194 123V121H193ZM2 124V123H1ZM8 124L10 125V128L8 129ZM72 124V123H71ZM102 124V123H101ZM113 124V123H112ZM152 124V123H151ZM165 124V123H164ZM236 124V123H235ZM20 126L18 128V130L15 128ZM107 125V124H106ZM105 125V126H106ZM156 125V124H155ZM251 125V124H250ZM72 126V127H73ZM108 126H111L110 124H108ZM157 126V125H156ZM232 126V125H231ZM236 126V125H235ZM234 126V127H235ZM99 127V126H98ZM102 127H104L102 125ZM164 127V125H163ZM166 127V126H165ZM180 127V126H179ZM59 128V127H58ZM59 128V129H61ZM85 128V127H83ZM156 128V127H155ZM174 128V127H172ZM74 129V128H73ZM93 129V128H92ZM181 129V128H180ZM232 129L235 130V128L232 127ZM9 130H12V134H10ZM96 130V129H94ZM114 130V131H115ZM136 130H141V131H146L148 133H142V134H139V136H131V134H133ZM168 130V129H167ZM182 130V129H181ZM112 131V130H111ZM222 131V130H221ZM158 132V131H157ZM162 134L164 131H161ZM190 132V134H189ZM37 134V135H36ZM105 134V133H103ZM161 134V133H160ZM159 134V136H161ZM233 134V133H232ZM157 135V133H156ZM180 135V134H179ZM104 137H102L104 139L105 142L108 143V139L107 138V134L103 135ZM29 137V138H27ZM245 137V136H244ZM250 137V136H249ZM254 137V136H252ZM260 137V136H259ZM27 138V139H26ZM205 138V139H204ZM243 138V137H242ZM28 139L32 140V141H29ZM94 139V138H93ZM138 139H141L140 142L138 143L137 140ZM240 139V138H239ZM48 140V139H47ZM90 140V139H88ZM92 140V139H91ZM101 140V138H100ZM157 140V141H156ZM196 140V139H195ZM251 140V139H249ZM102 141V140H101ZM114 141V142H115ZM237 141V140H236ZM242 141V140H241ZM244 141V140H243ZM246 141V139H245ZM46 142V141H45ZM113 142V141H112ZM113 142V143H114ZM58 143V142H56ZM63 143V142H62ZM132 143L130 146L128 144ZM60 144V143H59ZM104 144V142H103ZM246 143H244L245 145ZM1 146V145H0ZM3 146V145H2ZM113 146V145H112ZM242 146V145H241ZM50 147V146H49ZM135 147H139L141 148V150H135L133 151V149ZM178 147V146H177ZM246 147H254L258 150V152H261V151H264V140H262L260 138V140H258L256 142H248L245 146H243V148H246ZM2 148V149H3ZM53 148V147H52ZM131 148V150H130ZM240 148V146L236 147V150L238 151ZM248 148V149H249ZM70 149V150H68ZM242 149V148H241ZM157 150V149H156ZM243 150V149H242ZM247 150V149H246ZM248 151V150H247ZM54 152V151H53ZM77 152L79 153L78 155ZM157 152V151H156ZM196 152V151H194ZM239 152V151H238ZM244 152V150H243ZM11 153L13 154H16L17 155H21V158L19 157H16V156H13L11 155ZM197 153V152H196ZM204 153V152H203ZM201 151V154L204 155ZM205 153V154H206ZM240 154L242 153L241 151L239 152ZM73 154V155H71ZM91 154H97L96 157H92L91 158ZM193 154V153H192ZM199 154H200V151H199ZM4 155V154H3ZM6 155V154H5ZM30 155V154H29ZM105 155V157H104ZM259 155V154H258ZM257 155V156H258ZM207 156V157H208ZM54 157V158H53ZM260 157V156H259ZM17 159V160H14V159ZM31 158V157H30ZM48 159L50 157H47ZM104 158V159H103ZM162 158V157H161ZM171 158V157H169ZM252 158H255V157H252ZM257 158V157H256ZM8 159V161H7ZM46 159V160H48ZM89 159V162L87 161ZM35 160V159H34ZM50 160H56V156H55V153L54 155L52 156V158H50ZM83 160H86L88 162V164H92V165H95V167L97 169H99L100 171L102 170L101 167H105L103 169H106V167L110 166L109 168H107V172L109 171V169L112 167L114 168L115 167V170L113 169L114 173L116 175H112L110 177H112V179H107L104 177V173H106V170L104 171V173L102 172H99V171H94L93 168H91L94 172L92 173L91 169L89 170L92 175H85V177L81 180H78V182H81L82 184L84 183V186L85 187V184L87 183H90V181H87L85 179L89 178L91 180V184H93V187L92 188H89L87 189V192L84 194V191L82 189L83 192L79 193L77 196L75 197H72L70 196V194H65V193H61L57 190V186H60L59 188L61 189V186H63L64 184H66V181H68V178H69V175L72 176L73 172H77V169L75 171V167L79 165V163H81ZM210 160V162L212 161ZM227 161V163L225 164L224 161ZM40 161V160H39ZM78 161V162H76ZM159 162V161H158ZM177 162V161H176ZM4 163V164H2ZM15 163V162H14ZM29 163V162H28ZM35 163V162H34ZM47 163V162H46ZM56 163V162H55ZM105 164V166H102ZM212 163V162H211ZM256 163V162H255ZM11 166H10V165ZM31 164V163H30ZM42 164V162H41ZM178 164V163H177ZM197 164V163H196ZM200 164V163H199ZM198 164V165H199ZM53 165V164H52ZM87 165V164H86ZM112 165V166H111ZM121 165V166H120ZM263 165V164H262ZM33 166H36L33 165ZM40 166V165H39ZM80 166H84L83 164H81ZM101 166V167H100ZM201 166V165H200ZM250 167H255V164L253 165L252 163L249 165ZM91 167V166H90ZM174 167V166H173ZM12 168V167H11ZM32 168V167H31ZM35 168V167H34ZM48 168V167H47ZM45 168L41 175L48 171V169ZM86 168V167H84ZM243 169L245 167H242ZM5 169V168H4ZM40 169V168H39ZM154 169V170H153ZM242 169V170H243ZM247 169V168H245ZM32 170H35V169H32ZM38 170V169H37ZM41 170V169H40ZM82 170V169H81ZM80 170V171H81ZM161 170V171H160ZM240 170V169H239ZM252 170V169H251ZM79 171V170H78ZM77 172L76 174L80 173ZM84 171V170H83ZM82 171V175L86 172L83 173ZM87 170V172H89ZM103 171V170H102ZM211 171V170H210ZM218 171V170H217ZM8 171H6V169L4 170L3 173H0V176H5L4 174H7ZM12 172H14V174H12ZM10 174L11 175H15L17 177V175H19V173L15 174V171H12ZM34 172V171H33ZM48 172V173H49ZM166 172V171H165ZM169 172V173H170ZM208 172V171H207ZM174 173V172H173ZM221 173V172H220ZM224 173V172H223ZM246 173V172H245ZM30 174V173H29ZM74 174L76 177V180L80 177L79 175H76ZM143 174V175H144ZM210 174V173H209ZM34 175V174H33ZM107 175V174H106ZM108 176V175H107ZM106 176V177H107ZM163 176L164 180H159V177ZM185 176V175H184ZM199 176V175H198ZM257 177H261L260 176V173L257 175ZM20 177V176H19ZM142 177V176H141ZM190 177V175H189ZM192 177L191 176V180H192ZM21 178V177H20ZM185 178V177H184ZM183 180L185 182V180ZM227 178V180H226ZM236 178V177H235ZM262 179H264V177H261ZM177 179V178H176ZM178 179V180H180ZM197 179V178H196ZM195 179V180H196ZM24 180V179H23ZM122 180V179H121ZM180 180V181H181ZM194 180V179H193ZM192 180V181H193ZM200 180V179H199ZM127 181V180H126ZM125 181V182H126ZM136 181V182H137ZM176 181V180H175ZM182 181V182H183ZM187 181V179H186ZM189 181V180H188ZM198 181V180H197ZM236 181V180H235ZM247 181V180H246ZM30 182V181H29ZM137 182V183H138ZM221 182V181H220ZM130 183V182H129ZM132 183V182H131ZM129 184V185H132V184ZM181 183V182H180ZM218 183V182H216ZM253 183V182H252ZM79 184V183H78ZM86 184V185H87ZM128 184V183H127ZM173 184V183H172ZM184 184V183H183ZM187 184V183H186ZM260 184H261V180H260ZM263 184V183H262ZM30 185V184H29ZM81 186V184H79ZM128 185V187H129ZM137 185V184H136ZM118 186V187H117ZM125 186V185H124ZM219 186V184L217 185ZM261 186V185H260ZM87 187V186H86ZM110 187H112L110 189ZM194 187V188H193ZM235 187V186H234ZM237 187V186H236ZM149 188V189H148ZM168 188V187H167ZM166 188V189H167ZM217 188V187H216ZM233 189V187H231ZM56 189V190H54ZM59 189V190H60ZM125 188L122 189V191H124ZM165 189V190H166ZM186 189V187H185ZM20 190V189H19ZM161 190V189H160ZM169 190V189H168ZM198 192H197V191ZM30 191V190H29ZM61 191V190H60ZM134 191V190H133ZM146 191V192H148ZM161 191H164L163 189ZM18 192V191H17ZM26 192V191H25ZM88 193V194H87ZM116 193V191L114 192ZM118 193V192H117ZM228 193V192H227ZM241 193V192H240ZM255 193V194H254ZM254 193H250V195L252 196V198L254 199H249L243 206H244V212H243V219H247V223H239L240 225V231H241V234L243 233V235H241L242 237L238 238L237 236H234L231 235L232 237L230 236H227L226 238L222 239L221 240V244H215L213 245V247H209V246H206V247H203L204 250L202 251L200 249V252L199 250H196L198 253H203L202 257H205L206 259H200L199 261V264H204L203 261L205 262H209L211 264H226V261H229V264H236V263H239V264H264V187L263 185L261 186V188H258V191L257 192H254ZM87 194V195H86ZM92 194V196H91ZM119 195H117L118 197L121 195L120 193H118ZM152 194V193H151ZM162 194V193H161ZM243 194V192H242ZM248 194V193H247ZM82 195H84L82 197ZM88 195H90L91 197H89ZM116 194H114V197H115ZM148 195V194H147ZM136 196H138V193L136 194ZM82 197V198H81ZM22 198V197H21ZM100 198V199H99ZM112 198V197H110ZM134 198V197H133ZM136 198V197H135ZM225 198V197H224ZM151 199V200H152ZM200 199V198H198ZM237 199V198H236ZM115 200H117L115 198ZM138 202H135L137 203L138 205L139 202H142V197H138ZM136 200V201H137ZM145 200V199H143ZM119 200H117L118 202ZM129 201V199H128ZM228 200H224V202H227ZM231 201V200H230ZM98 202V201H96ZM114 202V203H113ZM90 203H93V204H90ZM103 203V202H102ZM156 203V204H157ZM188 203H191L189 206L188 205H185V204H188ZM208 203V202H207ZM105 204V203H104ZM108 204V203H107ZM117 206H115V205ZM128 206H129V203H127ZM134 204V203H133ZM142 204V203H141ZM228 205V204H227ZM154 206V205H153ZM100 207V206H99ZM135 207V208H134ZM228 208V207H227ZM145 209V208H144ZM94 210V209H93ZM252 210V212H251ZM26 209H20V213L23 215H26ZM91 211V210H90ZM220 211V210H219ZM91 212H94V211H91ZM145 212V210H144ZM224 212V211H223ZM222 212V216L226 215V213L224 214ZM96 213V212H95ZM221 213V211L219 212V214ZM90 214V213H89ZM133 214V215H132ZM33 215L32 214H29V217H31ZM92 215V214H91ZM90 215V216H91ZM133 217H132V216ZM136 215V216H134ZM145 215V213H144ZM228 215V214H227ZM226 215V216H227ZM89 216V217H90ZM221 216V214H220ZM221 216V217H222ZM194 217H196L197 219H193ZM16 218V219H15ZM223 218V217H222ZM228 219V218H226ZM113 221V223H111ZM168 221V222H167ZM234 221V220H233ZM167 222V223H166ZM198 222V223H197ZM23 223L27 226L25 229L23 228ZM50 223V222H49ZM103 223V222H102ZM197 223V224H196ZM255 223L257 225V227H254L256 228V233H255V237L253 235H251V233L249 232V226H252V224ZM46 224V223H45ZM109 226V228L107 227L106 229L104 228V226ZM92 226V230H90L89 228ZM97 226V225H96ZM99 226V225H98ZM188 226V225H187ZM48 230V231H47ZM138 231H141V232H138ZM38 232H42V237L39 236ZM137 232V233H136ZM144 232V231H143ZM26 233H28V236H30L31 239H33V237L38 241V240H44V244H49L50 248L47 249L45 248V246H37L34 244V247H31V246H27L29 244V238L27 237ZM60 233H63L62 236H60ZM41 235V234H40ZM55 235H58V236H55ZM146 235L149 237V240L148 238L146 237ZM33 236V237H32ZM104 236H107V244H105V242H103V240L105 239ZM171 237H175V235H170ZM41 237V238H40ZM60 237V238H59ZM234 237H237V241H233L232 239ZM52 238V239H50ZM151 239V240H150ZM50 240L49 243H47L46 241ZM95 240L93 239V242L92 244H95ZM34 241V240H33ZM154 241V245L152 244V242ZM162 241V240H161ZM159 243V242H158ZM163 243V242H162ZM161 243V244H162ZM152 244V246H151ZM57 245L61 246L62 248L61 249H56ZM66 246V247H65ZM167 246V245H166ZM215 246V247H214ZM65 247V248H64ZM104 247V249L107 248L106 251H103L101 248ZM163 247V245H162ZM65 250H64V249ZM91 248H94L96 249V251L94 253H90V252H87L88 249H91ZM166 248V247H165ZM231 248V249H230ZM67 249V250H66ZM50 250V251H49ZM70 250V251H69ZM202 251V252H201ZM196 252V253H197ZM231 252H234V253H231ZM248 252V253H246ZM234 254V255H233ZM135 256H137V258H135ZM65 260L67 259L66 257H64ZM69 258V256H68ZM239 258V259H238ZM60 260V259H59ZM68 261V260H67ZM65 264V263H64ZM92 264V263H90ZM228 264V263H227Z\"/></svg>","mask_w":264,"mask_h":264},{"label":"snow or ice","instance_id":"6c2138e0","mask_svg":"<svg viewBox=\"0 0 264 264\" xmlns=\"http://www.w3.org/2000/svg\"><path fill=\"white\" fill-rule=\"evenodd\" d=\"M170 79L172 78L170 77ZM171 91H172V107L175 108L178 96H177V85L174 80L172 81ZM194 104H195V101H193V105ZM261 139L264 140V137H261ZM224 163L226 164L227 161L225 160ZM223 177H224V173H221V178ZM180 191L183 192L184 189L181 187ZM216 220H219L221 223L225 224L229 229L232 227V224L230 223V221L224 220L220 217H217ZM161 230L163 231L165 229L162 228Z\"/></svg>","mask_w":264,"mask_h":264}]
</instances>
